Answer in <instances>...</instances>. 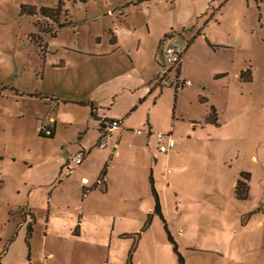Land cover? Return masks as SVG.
<instances>
[{"label":"rangeland","instance_id":"rangeland-1","mask_svg":"<svg viewBox=\"0 0 264 264\" xmlns=\"http://www.w3.org/2000/svg\"><path fill=\"white\" fill-rule=\"evenodd\" d=\"M58 2L0 0V264H179L168 234L183 264H264V0H62L60 28L26 12Z\"/></svg>","mask_w":264,"mask_h":264},{"label":"built area","instance_id":"built-area-1","mask_svg":"<svg viewBox=\"0 0 264 264\" xmlns=\"http://www.w3.org/2000/svg\"><path fill=\"white\" fill-rule=\"evenodd\" d=\"M179 59V53L176 48L172 46H167L163 50V61L164 63H168L171 65H174L177 63ZM167 72V69L161 70V77L159 78V82L161 84L168 83L166 79L164 78L165 73ZM104 120L99 132V139L100 142L98 143V148H104L106 146V138L110 136L113 130L119 128L120 126V120L119 119H113L110 121ZM137 133H140L139 130H137ZM43 134L45 136H49L51 134V127H44L43 128ZM149 135H152L155 139L156 149L159 153H167L170 150H172L175 147V141L170 136V134H163L161 132H148ZM87 155V152L84 149L78 150L76 152H71L67 156V164L65 165V174L68 175L71 173L72 168L75 166L80 165L85 156ZM102 180L98 179L96 180V184H101Z\"/></svg>","mask_w":264,"mask_h":264},{"label":"trees","instance_id":"trees-1","mask_svg":"<svg viewBox=\"0 0 264 264\" xmlns=\"http://www.w3.org/2000/svg\"><path fill=\"white\" fill-rule=\"evenodd\" d=\"M82 2H85L86 0H80ZM61 4H62V0H59L58 2V5L55 7V8H50V7H45V6H42L39 8L38 12L37 10H35L34 7H29L28 10H26L27 14L29 15H35V14H39L41 16H44V17H47L51 20H53V22H55L56 24V27L57 28H60L66 24H68L69 22H66V21H62L60 22L59 21V15H60V7H61ZM179 70H177L178 72ZM248 72V70L246 71H243L240 73V77L242 78L243 74ZM177 87V86H176ZM149 92H151V89L149 90ZM87 103V102H86ZM85 102L83 104H86ZM89 106H90V113L92 116H94V111H95V108L93 106V103L92 102H88ZM106 120V121H110V120H113L111 118H98V127H97V130H98V134L100 132V129H101V126H102V123L103 121ZM105 121V122H106ZM206 122H210V123H214V124H217L216 123V114H215V110L213 107H211V111L209 112V114L206 116ZM120 124H121V121H120ZM150 129V128H149ZM116 130V129H115ZM150 131V130H149ZM40 135L42 136H45L43 133H39ZM54 135V126L51 127V134L48 136V137H52ZM158 152V150H157ZM168 153V152H167ZM167 153H163V154H167ZM67 164V161L65 162V165ZM106 166H107V163L104 165V168L102 169L101 173H100V179L103 180L104 179V176H105V173H106ZM241 179H238L236 181V184H235V194L238 198H246L247 196V192H248V189H247V185H246V182H244V180L246 181L248 178H249V175L248 173H241ZM104 181V180H103ZM150 188H151V193L153 195V198H154V212H156L159 217L163 220L164 222V219L162 217V214H161V210H160V202H159V199H158V195L156 193V191L154 190L153 188V183H152V180L150 179ZM94 186H99L97 185L96 183L94 184ZM105 188V187H104ZM104 190V189H103ZM30 227H29V231H30ZM167 232V230H166ZM168 234V232H167ZM168 239L169 241L173 244V251L176 253L177 255V258H178V262L179 264H183V261H182V257L181 255L177 252V249H176V245L173 241V239L171 238V236L168 234Z\"/></svg>","mask_w":264,"mask_h":264},{"label":"crops","instance_id":"crops-1","mask_svg":"<svg viewBox=\"0 0 264 264\" xmlns=\"http://www.w3.org/2000/svg\"><path fill=\"white\" fill-rule=\"evenodd\" d=\"M92 100L89 99V101L87 102H91ZM93 102V101H92ZM134 104V101H131L130 102V105L127 106V108H129L131 105ZM101 119L103 118H111V119H118L119 116L117 115V113H113V114H110V115H103L102 117H100ZM120 120V119H119ZM121 121V120H120ZM99 122V121H97ZM54 132H55V129H54ZM175 148V147H174ZM116 150V147H113L112 151ZM170 152V151H169ZM168 152V153H169ZM175 152H177V150H175ZM167 153V154H168ZM106 173H105V176H104V181H105V188L103 191H107L108 190V184H106ZM108 182V181H107ZM82 189H85L84 187ZM102 191L100 190L99 188H97V186L95 187L94 184H92L90 187L87 188V192H85V194L83 195L84 197L88 195V193L92 192V191ZM79 231V230H78Z\"/></svg>","mask_w":264,"mask_h":264}]
</instances>
